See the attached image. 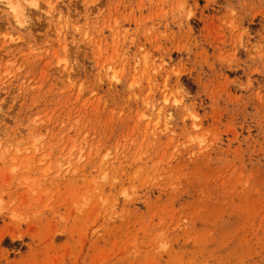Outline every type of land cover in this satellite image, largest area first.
Returning a JSON list of instances; mask_svg holds the SVG:
<instances>
[{
	"label": "rangeland",
	"instance_id": "374dc122",
	"mask_svg": "<svg viewBox=\"0 0 264 264\" xmlns=\"http://www.w3.org/2000/svg\"><path fill=\"white\" fill-rule=\"evenodd\" d=\"M0 0V264H264V0Z\"/></svg>",
	"mask_w": 264,
	"mask_h": 264
},
{
	"label": "bare ground",
	"instance_id": "6f19581e",
	"mask_svg": "<svg viewBox=\"0 0 264 264\" xmlns=\"http://www.w3.org/2000/svg\"><path fill=\"white\" fill-rule=\"evenodd\" d=\"M6 4L13 12L16 20L23 23L21 17L25 14L24 11L29 4V0H6Z\"/></svg>",
	"mask_w": 264,
	"mask_h": 264
}]
</instances>
